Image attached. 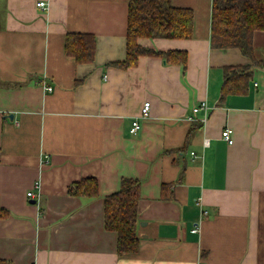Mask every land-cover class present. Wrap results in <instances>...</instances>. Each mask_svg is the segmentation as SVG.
<instances>
[{
  "label": "crops",
  "instance_id": "1",
  "mask_svg": "<svg viewBox=\"0 0 264 264\" xmlns=\"http://www.w3.org/2000/svg\"><path fill=\"white\" fill-rule=\"evenodd\" d=\"M171 3L194 11L192 38L138 42L186 51L185 71L156 55L109 65L126 57L129 0H0V264H264V69L222 97L225 67L252 61L211 47L213 0ZM68 33L96 37L93 63L66 55ZM253 47L264 61V31ZM91 177L97 197L69 194ZM122 178L141 199L139 248L120 255L104 203Z\"/></svg>",
  "mask_w": 264,
  "mask_h": 264
},
{
  "label": "trees",
  "instance_id": "2",
  "mask_svg": "<svg viewBox=\"0 0 264 264\" xmlns=\"http://www.w3.org/2000/svg\"><path fill=\"white\" fill-rule=\"evenodd\" d=\"M194 11L176 8L171 0H129L126 37V57L121 62H112L120 69L138 65L142 56H161L168 64L179 65L185 71L188 53L184 50L153 51L142 46L138 40L175 39L189 40L194 31ZM211 47L214 49L237 48L252 61L247 66H227L221 96L244 93V87L252 78L254 67L264 69V61L254 56L253 35L264 31V0H213L211 23ZM97 41L93 34L68 33L65 53L77 64L95 61ZM172 184H164L170 188ZM73 196L97 197L98 180L86 178L69 188ZM141 199V182L133 178H122L120 190L105 199V227L117 233V251L120 255L135 253L139 248L138 206ZM10 212L0 206V219Z\"/></svg>",
  "mask_w": 264,
  "mask_h": 264
},
{
  "label": "built area",
  "instance_id": "3",
  "mask_svg": "<svg viewBox=\"0 0 264 264\" xmlns=\"http://www.w3.org/2000/svg\"><path fill=\"white\" fill-rule=\"evenodd\" d=\"M38 5L45 9L47 7L46 3L45 2H39ZM49 91H52L53 88L52 87H48L47 88ZM150 107H151V102L150 101H145L142 108H141V112H140V116L141 118H147L150 114ZM209 108L208 104L206 101H202L200 103V105L196 106L193 111L194 113H198L199 111H201L202 109L204 110H207ZM189 120L192 121V118H189ZM142 126L140 124V122L136 119L132 122V127L130 128V132L132 134H137L140 130H141ZM232 129L229 128V127H226L225 130L222 132V137L225 141H227L229 144H233L234 140H233V136H232ZM205 143L207 144L208 142H206L205 140ZM194 157H196L197 155H195V153L193 152L192 153ZM39 187V184H37L35 186V188ZM34 196V192L30 191L28 192V197H33ZM199 229L198 228H195L193 230V232H198Z\"/></svg>",
  "mask_w": 264,
  "mask_h": 264
},
{
  "label": "water",
  "instance_id": "4",
  "mask_svg": "<svg viewBox=\"0 0 264 264\" xmlns=\"http://www.w3.org/2000/svg\"><path fill=\"white\" fill-rule=\"evenodd\" d=\"M34 203V202H33Z\"/></svg>",
  "mask_w": 264,
  "mask_h": 264
}]
</instances>
